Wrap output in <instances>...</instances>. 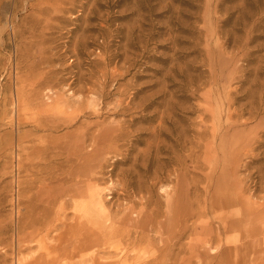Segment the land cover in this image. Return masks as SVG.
I'll list each match as a JSON object with an SVG mask.
<instances>
[{
  "label": "rangeland",
  "instance_id": "obj_1",
  "mask_svg": "<svg viewBox=\"0 0 264 264\" xmlns=\"http://www.w3.org/2000/svg\"><path fill=\"white\" fill-rule=\"evenodd\" d=\"M53 260L264 264V0H0V264Z\"/></svg>",
  "mask_w": 264,
  "mask_h": 264
},
{
  "label": "bare ground",
  "instance_id": "obj_2",
  "mask_svg": "<svg viewBox=\"0 0 264 264\" xmlns=\"http://www.w3.org/2000/svg\"><path fill=\"white\" fill-rule=\"evenodd\" d=\"M53 127H55V126H53ZM54 129H55V128H54ZM215 130H216V129H215ZM113 135H114V134H113ZM108 136H109V135H108ZM114 136H115V135H114ZM109 139H110V138H109ZM68 140H69V139H68ZM74 140L78 141L79 139L77 140V138H76V139H74ZM83 140H84V139H83ZM84 141H85V140H84ZM84 141H83V142H84ZM69 142H70V140H69ZM71 142H72V141H71ZM71 142H70V143H71ZM80 142H81V141H80ZM80 142H79V143H80ZM70 143L68 144V146L70 145ZM84 143H85V142H84ZM75 144H76V142H75ZM82 144H83V143H82ZM66 145H67V143H66ZM77 146L79 147V144H78ZM95 146H96V145H95ZM67 149H68V148H67ZM67 151H68V150H67ZM67 151H66V152H67ZM93 152H94V150H93ZM59 153H60V151H59ZM64 153H65V151H64ZM64 153L62 152V154H64ZM68 153H69V152H68ZM84 153H85V152H84ZM65 154H66V153H65ZM65 157H66V156H65ZM65 159H66V158H65ZM65 159H64V160H65ZM68 159H69V158H68ZM75 159H76V158H75ZM78 159H79V158H78ZM94 160H95V159H94ZM84 163H85V162H84ZM72 165H73V164H72ZM100 166H101V165H100ZM98 168H99V166H98ZM96 171H97V170H96ZM78 175H79V174H78ZM80 175H81V174H80ZM88 175H89V173H88ZM79 177H81V176H79ZM82 177H83V175H82ZM82 177H81V178H82ZM91 177H92V175H91ZM91 177L89 176V178H91ZM73 178H74V177H73ZM81 178H80V179H81ZM83 178H84V177H83ZM66 179H67V178H66ZM91 179H92V178H91ZM61 180H62V179H61ZM63 180H64V179H63ZM68 180H69V178H68ZM88 180H89V179H88ZM82 181L84 182L83 179H81L80 182H82ZM85 181H86V180H85ZM87 188H89V187L86 186V189H87ZM86 189H83V190L87 191ZM90 189H91V188H90ZM77 191H78V190H77ZM79 191H80V190H79ZM92 191H93V192H92ZM91 192H92L91 194H90L89 192H88V193L90 194L89 197H90V201H91L92 205H94V206H97V205H98V206H100L102 209H104V203H103L104 201L101 199L102 197H101V195H100V194H101L100 191H97V192H96L95 190L92 189ZM83 193H84V192H83ZM89 194H87V196H88ZM78 195H79V194H78ZM83 197H84V194H83ZM83 197H82V198H83ZM64 198H65V197H64ZM64 198H63V199H64ZM78 198H79V197H78ZM54 199H55V198H54ZM82 200H83V199H82ZM63 201H64V200H63ZM102 201H103V202H102ZM64 202H65V201H64ZM85 202H86V201H85ZM141 202H142V201H141ZM60 203H61V202H60ZM74 203H75V202H74ZM88 203H89V202H88ZM63 204H64V203H63ZM242 204H243V203H242ZM80 205H81V204H80ZM87 205H88V204H87ZM87 205H86V206H87ZM90 206H91V205H90ZM90 206H89V208H90ZM98 206H97V207H98ZM211 206H212V205H211ZM216 206H217V205H216ZM63 207H64V206H63ZM84 207H85V206H84ZM79 208H80V207H79ZM85 208H86V207H85ZM85 208H84V209H85ZM93 208H94V207H93ZM212 208H214V207L212 206ZM245 208H246V207H245ZM77 209H78V208H77ZM94 210H96V208H95ZM206 210H207V209H206ZM206 210H205V211H206ZM211 210H212V209H211ZM214 210H215V209H214ZM60 211H62V210H60ZM77 211H78V210H77ZM100 211H101V210H100ZM202 211H203V210H202ZM85 212H86V211H85ZM88 212H89V211H88ZM115 212H116V211H115ZM65 213H66V212H65ZM78 213H79V212H78ZM118 213H119V212H118ZM195 213H196V212H195ZM81 214H82V213H81ZM81 214H80V215H81ZM83 214H84V213H83ZM83 214H82V216H83ZM86 214H87V213H86ZM121 214H122V213H121ZM183 214H184V213H183ZM193 214H194V213H193ZM75 215H76V214H75ZM80 215H79V216H80ZM112 215H113V214H112ZM82 216H80V217H82ZM85 216H86V215H85ZM140 216H141V215H140ZM142 216H143V214H142ZM61 217H62V216H61ZM197 217H198V215H197ZM119 218H120V217H119ZM226 218H227V217H226ZM55 219H56V218H55ZM80 219H81V218H80ZM149 219H150V218H149ZM223 220H224V219H223ZM229 220H230V219H229ZM63 221H64V220H63ZM133 221H134V220H133ZM144 221H145V220H144ZM196 221H197V219H196ZM227 221H228V220H226V222H227ZM139 222H140V221H139ZM178 222H179V221H178ZM191 222H192V221H191ZM219 222H220V221H219ZM232 222H233V221H232ZM134 223H135V222H134ZM141 223H142V222H141ZM132 224H133V223H132ZM224 224H225V223H224ZM224 224H223V225H224ZM232 224H233V223H232ZM234 224H236V221L234 222ZM226 225H227V223H226ZM237 225H238V224H237ZM108 226H109V225H108ZM119 226H120V225H119ZM178 226H179V224H178ZM195 226H196V225H195ZM218 226H219V225H218ZM229 226H231V225H229ZM111 227H112V230H113L114 227H113V226H111ZM115 227H116V226H115ZM136 227H137V226H136ZM147 227H148V225H147ZM147 227H145V228H147ZM151 227H152V226H151ZM154 227H155V226H154ZM158 227H159V226H157V228H158ZM187 227H188V226H187ZM220 227H221V226H220ZM222 227H223V226H222ZM76 228H77V227H76ZM149 228H150V226H149ZM152 228H153V227H152ZM157 228H156V229H157ZM77 229H78V228H77ZM106 229H107V228H106ZM108 229H109V228H108ZM128 229H129V228H128ZM130 229H131V228H130ZM130 229H129V230H125V231H124V229H123V230H122L123 232L120 230V231L122 232V234H121V232L118 230V232L116 231V232L118 233L117 235H115V234H116L115 231L113 232V231L110 229V230H111L110 233L113 232V234H111V235H112L111 237L118 236V235H119V236L121 235L122 237L126 236L128 240H130L131 238H133V241L135 242V240H137L138 238H139V239H141V237H144V238H145V236H144V232H145L148 228H147L146 230L144 229L145 231L142 232L141 234H139L140 232H137L138 230H137V231L134 230L135 232H133V231H131ZM150 229H151V228H150ZM153 229H154V228H153ZM106 231H107V230H106ZM147 231H148V232H145V234H146V236H149L151 232H150L149 230H147ZM154 232H155V231H154ZM160 232H161V231H160ZM221 232H222V231H221ZM107 233H108V232H107ZM110 233H109V234H110ZM155 233H157V231H156ZM176 233H177V232H176ZM180 233H181V232H179V230H178L177 237H176V243H177L178 246H181V245H180V240H181V236H182V235H180ZM182 233H183V232H182ZM109 234H108V235H109ZM103 235H104V234H103ZM99 236H100V235H99ZM106 236H107V235H106ZM109 236H110V235H109ZM81 237H82V236H81ZM76 238H77V237H76ZM105 238H106V237H105ZM234 238H235V237H234ZM82 239H83V238H82ZM82 239L80 238V239H78V240H79L78 242L71 244V248H70V250H69V251H68V250H65V251H64V254H65V253L68 254V253H70V251H71V252L74 251L75 253H76V252H77V253L82 252V250L85 249V248H84V245H86V244L83 245V242H82L83 240H82ZM106 239H107V238H106ZM125 239H126V238H125ZM161 239H162V238H161ZM104 240H105V239H104ZM85 241H86V240H85ZM85 241H84V242H85ZM108 241H109V239H108ZM138 241H139V240H138ZM149 241H150V240H149ZM149 241H148V242H149ZM129 242H130V243H128V244H130V245H131V243H133V242H131V241H129ZM160 242H161V241H159V243H160ZM86 243H87V242H86ZM92 243H93V242H92ZM145 243H146V241H145ZM165 243H166V242H165ZM165 243L163 242V244H165ZM174 243H175V242H174ZM107 244H108V242H107ZM136 244H137V243H136ZM149 244H150V243H149ZM168 245H170V244H168ZM174 245H175V244H174ZM151 246H152V245H151ZM217 246H218V245H217ZM126 247H127V246H126ZM130 247H131V246H130ZM135 247H136V246H135ZM137 247H138V246H137ZM148 247H149V246H148ZM164 247H165V246H164ZM166 247H169V246H166ZM176 247H177V246H175V248H176ZM59 248H60V247H59ZM101 248H102V246H101ZM152 248H153V247H152ZM169 248H170V247H169ZM169 248H168V249H169ZM177 248H179V247H177ZM98 249H99V248H98ZM117 249H118V248H117ZM127 249H128V248H127ZM162 249H164V248H162ZM162 249H160L159 251H161ZM168 249H167V250H168ZM170 249H171V248H170ZM172 249H173V248H172ZM172 249H171V250H172ZM94 250H95V249H94ZM139 250H140V249H139ZM174 250H175V249H174ZM174 250H173V251H174ZM177 250H178V249H177ZM179 250H180V249H179ZM103 251H104V250H103ZM169 251H170V250H169ZM180 251H181V250H180ZM180 251H179V252H180ZM118 252H119V251H118ZM124 252H125V251H124ZM129 252H131V251H129ZM162 252H163V251H162ZM164 252H167V253H164V254L162 253V254H163V257H162L161 260H163L164 258L167 259V258H170V256H173V255H169L170 252H168V251H164ZM56 253H57V252H56ZM88 253H90V252H88ZM93 253H94V252H93ZM220 253H221V252H220ZM53 254H54V253H53ZM64 254H63V255H64ZM100 254H101V253H100ZM124 254H125V253H124ZM171 254H172V253H171ZM63 255H62V256H63ZM71 255H72V254H71ZM101 255H102V254H101ZM168 255H169V256H168ZM236 255H237V254H236ZM54 256L57 257L56 254H54ZM95 256H96V255H95ZM104 256H105V255H104ZM107 256H108V255H107ZM114 256H115V255H114ZM117 256H119V255L117 254ZM117 256H116V257H117ZM222 256H223V255H222ZM129 257H130V256H129ZM137 257H138V256H137ZM160 257H161V256H160ZM173 257H174V256H173ZM58 258H59V257H58ZM58 258H57V259H58ZM102 258H103V257H102ZM102 258H101V259H102ZM107 258H108V257H107ZM110 258H111V257H110ZM113 258H114V257H113ZM144 258H145V257H144ZM144 258H142V259H144ZM222 258H224V257H222ZM108 259H109V258H108ZM111 259H112V258H111ZM119 259H120V258H119ZM126 259H127V258H126ZM159 259H160V258H159ZM105 260H107V259H105ZM223 260L225 261V259H222V260H221V263H222ZM226 260H227V259H226ZM61 261H63V259H62ZM61 261H60V262H61ZM163 261L166 262V260H163ZM210 261H211V260H210ZM53 262H55V261L53 260ZM144 262H145V261H144ZM226 262H227V261H226ZM232 262H233V261H232ZM58 263H59V261H58ZM58 263H57V264H58ZM103 263H104V262H103ZM141 263H142V262H141ZM221 263H220V264H221ZM53 264H54V263H53ZM55 264H56V262H55ZM97 264H98V263H97ZM100 264H102V263H100ZM145 264H146V263H145ZM157 264H158V263H157ZM161 264H165V263H161ZM190 264H191V263H190ZM215 264H216V263H215Z\"/></svg>",
  "mask_w": 264,
  "mask_h": 264
}]
</instances>
